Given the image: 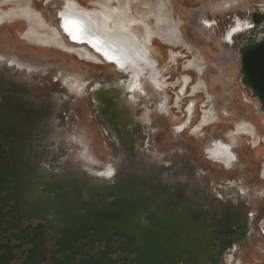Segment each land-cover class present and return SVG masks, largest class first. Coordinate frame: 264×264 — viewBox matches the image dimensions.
<instances>
[{"label": "flooded vegetation", "instance_id": "1", "mask_svg": "<svg viewBox=\"0 0 264 264\" xmlns=\"http://www.w3.org/2000/svg\"><path fill=\"white\" fill-rule=\"evenodd\" d=\"M21 1L0 0L11 5L0 25L24 21L23 38L50 47L29 33L49 17ZM95 1L126 9L140 40V15L153 26L161 5ZM50 2L59 27L63 4ZM167 3L202 93L195 74L163 73L152 39L150 54L130 37L125 71L87 45L95 63L24 48L20 27L0 32V264H264V113L240 73L264 41V0Z\"/></svg>", "mask_w": 264, "mask_h": 264}, {"label": "rangeland", "instance_id": "2", "mask_svg": "<svg viewBox=\"0 0 264 264\" xmlns=\"http://www.w3.org/2000/svg\"><path fill=\"white\" fill-rule=\"evenodd\" d=\"M23 1L24 0L21 1V4H23L24 6H25V4L26 5L28 4V0L27 1L25 0L26 3H24ZM48 1L49 0H32L35 8L46 13L47 18L49 17L48 20L50 21L49 22L50 24H47L45 21L42 22L41 19H38L31 25L29 33H44L45 34V38H44L45 40L44 41L49 42L50 47L39 46L32 41L24 39L23 38L24 30L26 29V26H27L24 21H15V22H11V23L6 22L5 24L0 25V32H2L3 29H7V28H5L6 26L13 25V27H15V26L20 27L19 32H20L22 37L21 36L19 37V36H17V34H15V40H17L18 42H21V44L23 45L24 48H36L40 52H43V53L50 50L51 53H54L55 55H58L59 57L66 59V60H68V59L74 60V57L77 56L81 60L95 63V59H94L95 55L87 47H83L80 45L71 44L69 42H66L65 36L62 33V31L60 30V28L58 27V25L56 24L52 12H50V14L48 12L49 10H51V8H50L51 2L48 3ZM63 1L64 0H54V2H56V5L58 7H60L62 4L64 5L65 2H63ZM77 1H79L84 6H88L89 4H87V2L90 0H77ZM92 1H93L92 6L96 5V1L95 0H92ZM153 1H155V3L161 2V5L156 4V6L158 5L157 8L159 10H163L161 13L164 16H167V17H165V23H163L161 26V33L155 29L157 27V26H155L156 22H154V24H155L154 25L152 23V19H151V24H153V26L152 25L148 26L145 23L146 20L143 23H140V25L143 26L144 34L148 37V40L152 39L151 41L154 42V44H155V47H152V52L154 53L157 50L160 54L159 55L160 57H158V59L162 61L160 67L162 68L163 73H173V72L177 73V74L184 73L182 80H184L186 75H190L191 73L195 74L198 77L197 78L198 80L196 82H193V84H192V85H194L192 87L193 93H197V94L202 93L203 91H205V88H204L205 84H204L203 76L201 75V66L199 64V62L201 63V61L200 60L198 61V59L195 57V56H197V51L196 50L193 51L192 56H189V57L187 56V54H188L187 51H188V49H191V48H190L189 44L186 45V43L181 38L179 31L177 29L179 22L178 21L176 22L172 19L171 7H169L167 0H148V2H153ZM162 3H164L165 6H162ZM23 5H22V10H21V6L19 7L21 11H25L27 8V7H23ZM9 6H11V5L7 4L5 6H1V4H0V8H2L4 10L5 9L7 10L9 8ZM150 10L152 13L153 12V6L151 7ZM11 31L13 33L15 32L13 30H11ZM157 32H158V36L159 35H161V36L158 37V39H154V38H157V37H155ZM160 40H163L167 45H169L168 46V48H169L168 53H166L165 48L163 47L164 45H162V43H160L161 42ZM156 41L158 43H155ZM183 45H186L187 47L184 46V48H186V49L181 50V48H183ZM73 49H81V51L78 53H74V52H72ZM170 49H173V50L170 51ZM75 59H76V57H75ZM181 67H183V68H181ZM183 69H184V72H182ZM209 111L212 113L211 118L215 117L214 123H216L217 117L214 115L212 110H209ZM242 120L243 119H238L235 121V123H237L236 127L239 124H243V123H246V126L249 125V124H247L248 121H242ZM203 121H204V118L201 119V122H203ZM219 128L221 129L222 126ZM214 129H216V128H214ZM230 140L231 139H229V142H230ZM234 140H235V142H233ZM232 143L234 145H236L238 148H241V146H244V138L241 136H236L231 141V144ZM255 144H256V142H255ZM257 149L258 148H254V149L247 148L244 151V153L246 155L255 156V155H257V151H256ZM258 169H259L258 167H255L254 171H258ZM261 169H262V167H261ZM263 175H264V173H263Z\"/></svg>", "mask_w": 264, "mask_h": 264}, {"label": "water", "instance_id": "3", "mask_svg": "<svg viewBox=\"0 0 264 264\" xmlns=\"http://www.w3.org/2000/svg\"><path fill=\"white\" fill-rule=\"evenodd\" d=\"M61 10L59 27L66 38L72 43L89 46L107 62L116 63L127 71V67L130 66L129 58L124 52L117 51L106 38L102 39L101 35L91 30L87 21L80 19L75 13ZM242 62L241 82L249 88L252 97L259 101L261 111L264 113V41L248 45L244 50Z\"/></svg>", "mask_w": 264, "mask_h": 264}, {"label": "bare ground", "instance_id": "4", "mask_svg": "<svg viewBox=\"0 0 264 264\" xmlns=\"http://www.w3.org/2000/svg\"><path fill=\"white\" fill-rule=\"evenodd\" d=\"M67 3H68L67 7H66V4H64L63 7L61 8L62 9L61 12L65 9V12L72 13V14L75 13V15L79 16L80 19L87 21L88 24L90 25L91 30L101 35L102 39L106 38L109 41V43L117 49V51L124 52V54L127 55V57H129V54L126 50V47H127V44H129L131 41L130 37L141 44V46L143 47V51L148 52V53L151 52V47L149 46V43H148V37H146L145 35L141 33L140 37H141V40L143 41L142 42L137 37L136 33L130 30L131 28L130 24H132L133 19L128 18L130 16L126 9L124 10V9H119L117 7H114L112 9V13L107 14L102 10H98L97 7L83 6V4L81 5L80 2L77 0H69ZM153 7H154V11L151 14L153 15V18L156 22V26H157L156 30H158L161 33V26L163 23H165V17L167 16H164L161 13L163 10L160 11L157 8V6L154 5ZM121 10L123 11V15L121 16V18H117L122 14ZM140 17L142 21H145V19L147 18V16H144L143 14H141ZM160 36L161 35L158 36V32L155 35V37L157 38ZM126 38H128L129 40ZM79 45H83V44H79ZM80 51L81 49L72 50V52L74 53H78ZM135 51L139 54L138 48H136ZM94 57L96 58V56ZM184 81L186 84V82L189 81V77H185ZM205 111H204L203 116L208 115V114L212 115V113L209 110H205ZM247 124L251 125V123L249 122H247ZM185 125L183 127H185ZM180 129L181 127L179 128V130ZM199 129L200 128H196L194 132L198 131Z\"/></svg>", "mask_w": 264, "mask_h": 264}, {"label": "snow or ice", "instance_id": "5", "mask_svg": "<svg viewBox=\"0 0 264 264\" xmlns=\"http://www.w3.org/2000/svg\"><path fill=\"white\" fill-rule=\"evenodd\" d=\"M108 174L110 175L111 173L109 172Z\"/></svg>", "mask_w": 264, "mask_h": 264}]
</instances>
